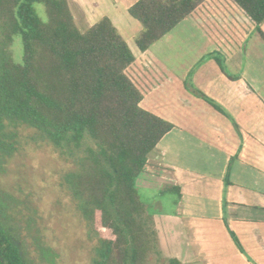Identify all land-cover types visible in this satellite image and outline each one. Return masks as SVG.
Returning <instances> with one entry per match:
<instances>
[{"label":"trees","instance_id":"16d2710c","mask_svg":"<svg viewBox=\"0 0 264 264\" xmlns=\"http://www.w3.org/2000/svg\"><path fill=\"white\" fill-rule=\"evenodd\" d=\"M203 1L137 0L129 6L141 26L138 50ZM232 1L264 42V0ZM34 4L44 7L45 21ZM16 41L19 59L11 52ZM132 61L107 17L80 31L67 0H0V174L23 145L49 146L63 165L55 185L85 228L86 264H148L151 256L155 264H183L161 254L154 213L137 192L150 154L172 125L139 106L141 94L125 72ZM12 189L0 184V264H59L43 243L29 195L19 198ZM157 192L175 194L174 205L179 200L175 185Z\"/></svg>","mask_w":264,"mask_h":264},{"label":"crops","instance_id":"0c3cea01","mask_svg":"<svg viewBox=\"0 0 264 264\" xmlns=\"http://www.w3.org/2000/svg\"><path fill=\"white\" fill-rule=\"evenodd\" d=\"M136 1L68 3L85 29L111 21L139 106L172 125L141 177L179 189L175 210L152 216L159 250L183 264H264V42L232 0H204L140 51Z\"/></svg>","mask_w":264,"mask_h":264},{"label":"rangeland","instance_id":"374dc122","mask_svg":"<svg viewBox=\"0 0 264 264\" xmlns=\"http://www.w3.org/2000/svg\"><path fill=\"white\" fill-rule=\"evenodd\" d=\"M33 7L40 19L45 21L44 7L40 4H34ZM85 24L86 22L83 24L79 22L76 26L81 30L87 27ZM11 52L15 59H19L20 47L17 41L11 46ZM62 167L61 160L51 147L26 144L8 162L6 172L0 174V184L6 189L9 187L17 189L18 192L16 190L15 192L19 198H23L26 193L29 195L31 206L37 209L41 217L38 220L43 232V243L54 249L58 255L59 264H86L89 244L86 242L84 225L73 212V206L68 197L55 185L56 172ZM148 169L151 168L148 167ZM160 178L155 173L153 175L146 173L145 178L138 181L141 186L138 185L137 192L141 201L149 207V211H153L154 214H170L175 210L173 203L176 195L158 194L156 189L146 187L167 186L165 183L160 184ZM20 233L25 240L26 250L34 257L32 241L30 243L23 229ZM155 263V257L151 256L148 264Z\"/></svg>","mask_w":264,"mask_h":264}]
</instances>
